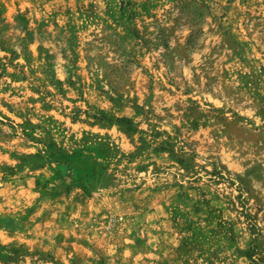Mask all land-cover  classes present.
I'll return each mask as SVG.
<instances>
[{
  "label": "rangeland",
  "instance_id": "rangeland-1",
  "mask_svg": "<svg viewBox=\"0 0 264 264\" xmlns=\"http://www.w3.org/2000/svg\"><path fill=\"white\" fill-rule=\"evenodd\" d=\"M5 235L0 264H264V0H0Z\"/></svg>",
  "mask_w": 264,
  "mask_h": 264
},
{
  "label": "clouds",
  "instance_id": "clouds-1",
  "mask_svg": "<svg viewBox=\"0 0 264 264\" xmlns=\"http://www.w3.org/2000/svg\"><path fill=\"white\" fill-rule=\"evenodd\" d=\"M24 6H25V5H21V9H23ZM0 242H2V243L5 244V245L11 243L10 239H9L6 235L4 236L3 240L0 241Z\"/></svg>",
  "mask_w": 264,
  "mask_h": 264
}]
</instances>
